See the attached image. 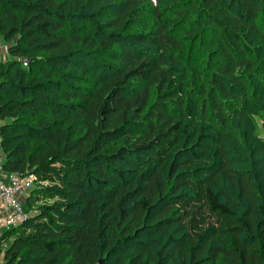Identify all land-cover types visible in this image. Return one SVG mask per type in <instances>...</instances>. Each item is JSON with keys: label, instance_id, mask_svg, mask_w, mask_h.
I'll list each match as a JSON object with an SVG mask.
<instances>
[{"label": "trees", "instance_id": "trees-1", "mask_svg": "<svg viewBox=\"0 0 264 264\" xmlns=\"http://www.w3.org/2000/svg\"><path fill=\"white\" fill-rule=\"evenodd\" d=\"M0 36L2 170L36 174L3 264H264V136L262 194L225 143L264 134V0H0Z\"/></svg>", "mask_w": 264, "mask_h": 264}, {"label": "rangeland", "instance_id": "rangeland-1", "mask_svg": "<svg viewBox=\"0 0 264 264\" xmlns=\"http://www.w3.org/2000/svg\"><path fill=\"white\" fill-rule=\"evenodd\" d=\"M255 108L257 109L258 107L255 106ZM261 111V110H260ZM263 113H260L259 116L256 117L257 123L260 125V127H262V123H263ZM232 125H230V130H229V136L227 137L228 139L225 140L226 143V152L229 156V158H231L233 160V165L234 167L237 168H243L246 170H249L250 172H252V174H254V180L257 181L256 185H257V190L258 194H262V190L259 187L261 178H260V174H259V163H258V158L256 156V149H257V143L253 142L252 138H255V134L258 133L260 134V137H263L264 134L262 133L261 129L257 130L254 129L253 130V126H252V121L248 120V119H240V120H234L231 122ZM254 134V135H253ZM215 147H211L210 149V155H208V153L204 154L203 157L204 158V162H198L201 163L202 166L204 167H218L220 165V161L219 159H217L219 157L218 155V151H214ZM185 171V170H184ZM195 176L194 178L198 177L197 175H193ZM217 192L220 193L221 198L224 200H226L227 196L236 197L235 194V188L234 185L232 184V182L230 183L229 181H227L226 179L224 180H220L219 185L217 186ZM259 202H263L262 199H259ZM197 205V204H196ZM199 205L195 206V208H198ZM242 210L244 208H246V203L242 202V206H241ZM216 219L214 217L205 215L202 210L199 211V213L197 214V221H196V225H200L199 227L195 228L193 225L191 227V229H193L194 231H199L201 233V235H203V237L206 239L210 236L211 233H214V229L216 227ZM176 232H177V237L180 236L181 234H185V232H187V228L186 229H182L179 228L178 226L176 227ZM190 230V229H189ZM174 231V230H172ZM163 235H166L163 234ZM9 241H5L2 243V247L3 249L7 248V246L9 245ZM3 252L0 254L2 255ZM1 259V257H0Z\"/></svg>", "mask_w": 264, "mask_h": 264}, {"label": "built area", "instance_id": "built-area-1", "mask_svg": "<svg viewBox=\"0 0 264 264\" xmlns=\"http://www.w3.org/2000/svg\"><path fill=\"white\" fill-rule=\"evenodd\" d=\"M27 63L28 60L25 59L24 64ZM7 177L9 183L0 180V231L2 234L5 230L20 226L28 221L31 214L25 210V203L21 196L29 195L36 183L34 171H28L27 174L13 172Z\"/></svg>", "mask_w": 264, "mask_h": 264}, {"label": "crops", "instance_id": "crops-1", "mask_svg": "<svg viewBox=\"0 0 264 264\" xmlns=\"http://www.w3.org/2000/svg\"><path fill=\"white\" fill-rule=\"evenodd\" d=\"M9 58H11L10 53L8 52V44L7 42L4 41V39L0 36V60H8ZM4 161V155L2 150H0V180L9 183L8 177H7V173L2 171V164ZM27 196L28 194H24L21 196L22 201L25 203L27 200ZM1 231H0V236H1ZM1 259H0V264L4 263V259H3V254L0 255Z\"/></svg>", "mask_w": 264, "mask_h": 264}]
</instances>
